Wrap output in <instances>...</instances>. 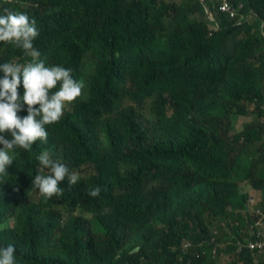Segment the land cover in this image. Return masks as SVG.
<instances>
[{"label":"trees","instance_id":"1","mask_svg":"<svg viewBox=\"0 0 264 264\" xmlns=\"http://www.w3.org/2000/svg\"><path fill=\"white\" fill-rule=\"evenodd\" d=\"M206 1L0 0V15L35 20L46 66L85 84L45 126L47 142L15 149L0 175V247L15 246L16 264H218L205 252L217 245L211 225L224 228L219 253L264 228V0H231L235 19ZM30 61L0 42V64ZM42 152L90 175L33 198L32 178L49 173ZM263 263L244 247L229 264Z\"/></svg>","mask_w":264,"mask_h":264},{"label":"clouds","instance_id":"2","mask_svg":"<svg viewBox=\"0 0 264 264\" xmlns=\"http://www.w3.org/2000/svg\"><path fill=\"white\" fill-rule=\"evenodd\" d=\"M4 13L0 15V42L21 49L25 56L31 57V61L26 64H0V72L3 73L0 77V145L3 146L0 147V175L6 174L8 166L13 164L15 149L30 151L37 140L47 142L45 126L58 122L65 106L80 97L85 87L82 80L73 78L72 69L60 65L46 66L40 59V52L33 47V41L39 35L35 20H30L23 12L7 8ZM21 83L22 96L18 93ZM57 84L59 89L51 92ZM25 105L27 115L20 117L18 113ZM36 159L41 165L40 172L49 170L46 175L36 174L31 182L45 200L62 197L60 184L66 178L69 186L75 185L81 178L65 164L51 159L48 152H42ZM101 191V186L97 185L88 189L87 195L99 197ZM212 235L218 246H226V242L220 243L217 232ZM15 253L14 245L0 247V264H16Z\"/></svg>","mask_w":264,"mask_h":264},{"label":"built area","instance_id":"3","mask_svg":"<svg viewBox=\"0 0 264 264\" xmlns=\"http://www.w3.org/2000/svg\"><path fill=\"white\" fill-rule=\"evenodd\" d=\"M242 7H235L231 0H220V5H219V12H221L222 14H225L226 16H228L231 19H235L237 17H239V8ZM242 18V16L240 17V19ZM245 19V18H242ZM250 200V204L254 203V199L251 198ZM264 217V214L262 215ZM259 222V221H258ZM264 224V221H262ZM215 238H213L214 240ZM238 247L239 250L241 251L243 249L244 246L247 247L248 250H250L252 253H256L258 254L260 257L264 258V228H262L261 230H259L257 232L256 237L254 238H248L247 239V243H244L242 241H238ZM191 246V242L190 241H186L183 244L184 248H189ZM218 245H215V248H213L212 252L214 253V255L217 253L218 249H216ZM264 264V263H263Z\"/></svg>","mask_w":264,"mask_h":264},{"label":"rangeland","instance_id":"4","mask_svg":"<svg viewBox=\"0 0 264 264\" xmlns=\"http://www.w3.org/2000/svg\"><path fill=\"white\" fill-rule=\"evenodd\" d=\"M168 1H175L176 3H181L182 2V0H168ZM121 34H119V36H120ZM144 116V115H143ZM145 116H146V118L144 119L145 121H147L148 122V120L150 121V113H149V111H147L146 113H145ZM253 122V119L250 121V122H248V123H246V124H244L245 126H247V125H249L250 126V123H252ZM239 122H237L236 123V121H234V124L235 125H237V126H240L239 124H238ZM79 174H83V176L84 177H87V176H89L90 175V172L89 173H79ZM38 196H40V194L38 193V192H35V194H33L32 195V197L33 198H36V197H38ZM257 197V198H256ZM256 197H250V199L251 198H253L254 200H259L258 201V206H259V204H262V200L263 199H261V198H259L257 195H256ZM250 206H253L252 204H250ZM258 211H259V209H258ZM260 211H263V209L262 208H260ZM86 216V215H85ZM87 218H89L90 217V215L88 214V216H86ZM257 223H263L262 221H259V222H257ZM223 230H224V228H223V226H222V224H217V223H215L214 225H211L210 226V232L212 231V233L214 234V232H217L218 233V235H220V237H219V240H220V243L222 244V243H224L225 242V238H223V236H222V232H223ZM212 250H213V248L211 247V248H209V246H206V248H205V252H207L208 254H210L213 258H215V259H217L218 260V264H229L233 259H234V257L236 256V253H238L239 252V250L237 249V250H235V251H233V252H229V253H219V251L214 255V253L212 252Z\"/></svg>","mask_w":264,"mask_h":264},{"label":"crops","instance_id":"5","mask_svg":"<svg viewBox=\"0 0 264 264\" xmlns=\"http://www.w3.org/2000/svg\"><path fill=\"white\" fill-rule=\"evenodd\" d=\"M200 1H203V2H205V3H207V1L206 0H200ZM207 9H208V7H206L205 8V12L207 11ZM210 19L213 21V19L210 17ZM214 29H216L217 28V26H215V27H213ZM253 119V116L252 115H249V116H242V117H240V119H238V124L240 125V127L242 128L243 127V125L244 124H246V123H248V122H250L251 120ZM240 185H241V187L244 189V190H247V191H249L250 192V196H249V198L250 197H256V195L260 198L261 197V192H260V190H257V189H254L253 188V186L252 185H250L248 182H246V181H244V182H240ZM257 198V197H256ZM258 201L259 200H254V203L252 204L253 206H250L253 210H254V208H255V210L256 211H258V209H259V211L258 212H260V206H258ZM249 202H250V200H249ZM250 204V203H249Z\"/></svg>","mask_w":264,"mask_h":264}]
</instances>
